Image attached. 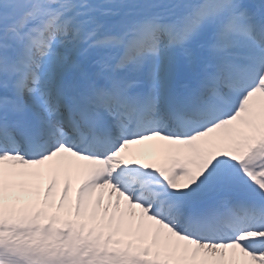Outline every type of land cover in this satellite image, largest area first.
Returning <instances> with one entry per match:
<instances>
[{"label": "snow or ice", "instance_id": "obj_1", "mask_svg": "<svg viewBox=\"0 0 264 264\" xmlns=\"http://www.w3.org/2000/svg\"><path fill=\"white\" fill-rule=\"evenodd\" d=\"M0 264H264V0H0Z\"/></svg>", "mask_w": 264, "mask_h": 264}]
</instances>
